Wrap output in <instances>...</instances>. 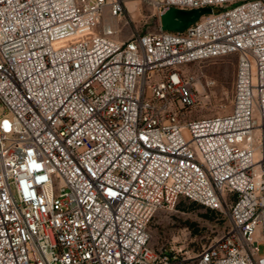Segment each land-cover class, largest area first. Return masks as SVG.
I'll return each mask as SVG.
<instances>
[{
    "label": "built area",
    "instance_id": "built-area-1",
    "mask_svg": "<svg viewBox=\"0 0 264 264\" xmlns=\"http://www.w3.org/2000/svg\"><path fill=\"white\" fill-rule=\"evenodd\" d=\"M146 1L212 12L121 40L125 0H0V264H264V0ZM231 54L232 112L186 120ZM180 197L230 219L192 263L150 243Z\"/></svg>",
    "mask_w": 264,
    "mask_h": 264
},
{
    "label": "rangeland",
    "instance_id": "rangeland-1",
    "mask_svg": "<svg viewBox=\"0 0 264 264\" xmlns=\"http://www.w3.org/2000/svg\"><path fill=\"white\" fill-rule=\"evenodd\" d=\"M126 12L111 17L107 8L102 24H112L116 38L126 40L134 33L159 30L161 19L157 9L146 0H125ZM219 10V9H217ZM194 76L198 96L195 105L183 110L186 120L211 117L232 112L237 78V56L224 55L185 66ZM3 109L0 107V114ZM230 227L228 215L210 211L208 207L186 197H180L171 207L161 208L149 223L151 245L158 251L167 250L192 263L207 246L221 239ZM260 255L264 243L260 242Z\"/></svg>",
    "mask_w": 264,
    "mask_h": 264
},
{
    "label": "water",
    "instance_id": "water-1",
    "mask_svg": "<svg viewBox=\"0 0 264 264\" xmlns=\"http://www.w3.org/2000/svg\"><path fill=\"white\" fill-rule=\"evenodd\" d=\"M210 7L193 8L189 10L171 7L161 15L162 28L170 31H184L202 15L211 13Z\"/></svg>",
    "mask_w": 264,
    "mask_h": 264
},
{
    "label": "trees",
    "instance_id": "trees-1",
    "mask_svg": "<svg viewBox=\"0 0 264 264\" xmlns=\"http://www.w3.org/2000/svg\"><path fill=\"white\" fill-rule=\"evenodd\" d=\"M209 210H210V211H212V212L216 211V210H214V209H211V208H209Z\"/></svg>",
    "mask_w": 264,
    "mask_h": 264
},
{
    "label": "snow or ice",
    "instance_id": "snow-or-ice-1",
    "mask_svg": "<svg viewBox=\"0 0 264 264\" xmlns=\"http://www.w3.org/2000/svg\"><path fill=\"white\" fill-rule=\"evenodd\" d=\"M7 126V125H6Z\"/></svg>",
    "mask_w": 264,
    "mask_h": 264
}]
</instances>
